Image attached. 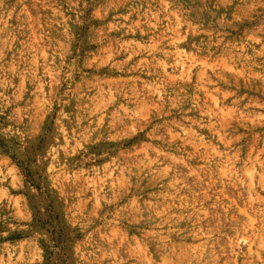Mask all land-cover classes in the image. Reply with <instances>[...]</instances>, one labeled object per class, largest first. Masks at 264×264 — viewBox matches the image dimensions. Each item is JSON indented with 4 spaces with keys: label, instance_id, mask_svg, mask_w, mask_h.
<instances>
[{
    "label": "rangeland",
    "instance_id": "374dc122",
    "mask_svg": "<svg viewBox=\"0 0 264 264\" xmlns=\"http://www.w3.org/2000/svg\"><path fill=\"white\" fill-rule=\"evenodd\" d=\"M0 264H264V0H0Z\"/></svg>",
    "mask_w": 264,
    "mask_h": 264
}]
</instances>
